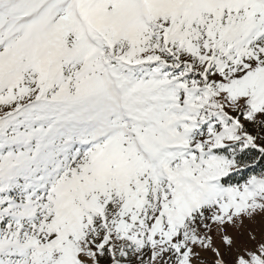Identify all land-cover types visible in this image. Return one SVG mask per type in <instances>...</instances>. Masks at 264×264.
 Here are the masks:
<instances>
[{
    "label": "snow or ice",
    "instance_id": "1",
    "mask_svg": "<svg viewBox=\"0 0 264 264\" xmlns=\"http://www.w3.org/2000/svg\"><path fill=\"white\" fill-rule=\"evenodd\" d=\"M0 264H264V0H0Z\"/></svg>",
    "mask_w": 264,
    "mask_h": 264
},
{
    "label": "rangeland",
    "instance_id": "2",
    "mask_svg": "<svg viewBox=\"0 0 264 264\" xmlns=\"http://www.w3.org/2000/svg\"><path fill=\"white\" fill-rule=\"evenodd\" d=\"M218 242V241H217ZM209 259H210V257H209Z\"/></svg>",
    "mask_w": 264,
    "mask_h": 264
}]
</instances>
